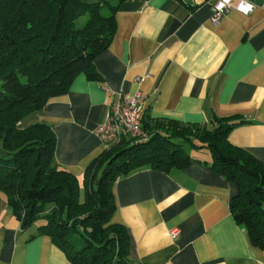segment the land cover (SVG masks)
Instances as JSON below:
<instances>
[{"label": "crops", "instance_id": "0c3cea01", "mask_svg": "<svg viewBox=\"0 0 264 264\" xmlns=\"http://www.w3.org/2000/svg\"><path fill=\"white\" fill-rule=\"evenodd\" d=\"M216 1L121 5L113 39L94 61L98 79L77 75L66 94L27 117L26 124H44L55 136L50 172L65 171L82 182L106 149L95 131L119 92L139 93L153 120L234 124L228 142L264 165V0H247L253 4L248 15L232 0L213 24ZM182 146L191 160L187 167H142L112 185L111 223L127 232L128 264H264V250L232 216L235 185L209 169L207 150ZM39 226L22 227L0 193V264H70ZM173 230L179 231L175 239Z\"/></svg>", "mask_w": 264, "mask_h": 264}, {"label": "trees", "instance_id": "16d2710c", "mask_svg": "<svg viewBox=\"0 0 264 264\" xmlns=\"http://www.w3.org/2000/svg\"><path fill=\"white\" fill-rule=\"evenodd\" d=\"M0 0V193L22 227L39 223L70 264H128L129 238L111 223L112 185L142 167L169 172L191 160L182 143L205 149L209 169L237 188L230 210L254 247L264 250V165L232 146L234 124L213 119L212 126L180 125L150 119L149 135L137 143L125 135L89 167L82 182L65 171L50 172L55 136L44 124H26L51 98L68 92L85 74L97 80L95 59L110 45L114 15L126 0Z\"/></svg>", "mask_w": 264, "mask_h": 264}, {"label": "built area", "instance_id": "2783aa9c", "mask_svg": "<svg viewBox=\"0 0 264 264\" xmlns=\"http://www.w3.org/2000/svg\"><path fill=\"white\" fill-rule=\"evenodd\" d=\"M232 0H217L211 8V22L216 24L231 6ZM234 9L244 15H248L253 4L247 0H239ZM142 78H135V82H141ZM143 112V97L136 93L127 95L122 92L117 94L116 102L112 103L105 114L103 122L97 127L95 133L103 141L105 146L110 145L125 135L134 139L137 143H145L149 135L142 130L140 120ZM179 235L178 230H173L171 236L175 239Z\"/></svg>", "mask_w": 264, "mask_h": 264}, {"label": "rangeland", "instance_id": "374dc122", "mask_svg": "<svg viewBox=\"0 0 264 264\" xmlns=\"http://www.w3.org/2000/svg\"><path fill=\"white\" fill-rule=\"evenodd\" d=\"M113 4H114V0L111 1V2H109V5H108L106 8H102V13H103V15L108 16V15L110 14L109 7H110V6L112 7ZM28 116H29V115H28Z\"/></svg>", "mask_w": 264, "mask_h": 264}]
</instances>
